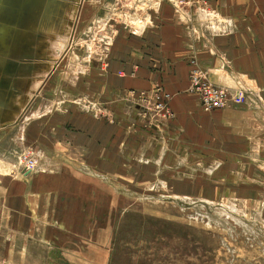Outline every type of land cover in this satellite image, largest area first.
Masks as SVG:
<instances>
[{
	"label": "crops",
	"instance_id": "1",
	"mask_svg": "<svg viewBox=\"0 0 264 264\" xmlns=\"http://www.w3.org/2000/svg\"><path fill=\"white\" fill-rule=\"evenodd\" d=\"M48 1L89 45L34 102L33 171L0 174V264H110L138 200L224 212L255 238L226 242V264H264V0ZM195 70L244 102L206 111Z\"/></svg>",
	"mask_w": 264,
	"mask_h": 264
},
{
	"label": "rangeland",
	"instance_id": "2",
	"mask_svg": "<svg viewBox=\"0 0 264 264\" xmlns=\"http://www.w3.org/2000/svg\"><path fill=\"white\" fill-rule=\"evenodd\" d=\"M32 2L33 16L24 22L20 21L22 17L16 19L17 9H11L14 13L10 12L9 18V7L3 14L0 9V174L4 175L8 174L6 167L24 159L34 161L25 139L34 102L54 96L56 81L65 78V72L59 71L79 64L72 54L81 58L89 45L81 35L84 24L67 25L64 18L56 20L48 0ZM26 5L29 7V3ZM51 77L53 84L49 83ZM125 209L110 264H226L232 257L226 242H239L241 237L255 239L241 233L239 220H231L224 212L203 203L154 204L138 200L127 202ZM1 221L0 216V224ZM232 225L234 233L229 234L226 228Z\"/></svg>",
	"mask_w": 264,
	"mask_h": 264
},
{
	"label": "built area",
	"instance_id": "3",
	"mask_svg": "<svg viewBox=\"0 0 264 264\" xmlns=\"http://www.w3.org/2000/svg\"><path fill=\"white\" fill-rule=\"evenodd\" d=\"M190 83L191 92L200 97L202 106L206 111L224 109L230 106L231 102H244V97L242 95L233 97L227 90L210 84L198 70L192 72ZM167 98L168 95L164 94L161 89H155L152 93L153 101L150 106V113L165 121L168 120L171 115L166 104ZM141 99L146 102L148 101V96L141 94ZM21 163L23 164V173H31L33 171L35 164L34 161L24 159Z\"/></svg>",
	"mask_w": 264,
	"mask_h": 264
},
{
	"label": "water",
	"instance_id": "4",
	"mask_svg": "<svg viewBox=\"0 0 264 264\" xmlns=\"http://www.w3.org/2000/svg\"><path fill=\"white\" fill-rule=\"evenodd\" d=\"M27 3H29V7H28V5H26ZM32 4H33L32 0L31 1L30 0H0V9H1L2 14H3V11L7 7H9L8 12L6 13V17H8V18H9L10 12L14 13L11 9H17L15 11H17L18 12L17 14H19V15H18V17L16 19L19 20L22 17V20H20V21L24 22V20L27 17L28 18H32V16H33ZM20 7L22 9H28V11L27 12H22V10L19 9ZM30 9L32 10V12L30 11ZM51 11L52 10H50V13H51ZM63 12H64V10H58L57 16L59 18H63ZM61 20H63V19H61ZM18 24H21V23L18 22Z\"/></svg>",
	"mask_w": 264,
	"mask_h": 264
}]
</instances>
